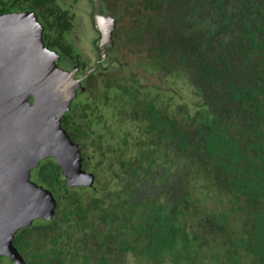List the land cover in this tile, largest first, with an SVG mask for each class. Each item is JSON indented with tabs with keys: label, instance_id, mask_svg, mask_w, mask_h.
I'll list each match as a JSON object with an SVG mask.
<instances>
[{
	"label": "trees",
	"instance_id": "16d2710c",
	"mask_svg": "<svg viewBox=\"0 0 264 264\" xmlns=\"http://www.w3.org/2000/svg\"><path fill=\"white\" fill-rule=\"evenodd\" d=\"M102 1L113 47L62 119L96 184L43 161L32 179L59 206L14 246L26 264H264V0ZM32 5L85 72L61 0Z\"/></svg>",
	"mask_w": 264,
	"mask_h": 264
},
{
	"label": "water",
	"instance_id": "95a60500",
	"mask_svg": "<svg viewBox=\"0 0 264 264\" xmlns=\"http://www.w3.org/2000/svg\"><path fill=\"white\" fill-rule=\"evenodd\" d=\"M101 35V61L113 45L116 19L101 13L93 0ZM45 27L35 12L0 15V259L26 264L14 246L23 228L39 219L51 220L57 201L32 181V171L46 159L61 166L70 187L94 184L83 170L82 152L62 126V119L83 90L86 76L57 65L60 55L44 40ZM99 64L96 65V69ZM96 69H93L95 71ZM92 72V71H91ZM1 261V260H0Z\"/></svg>",
	"mask_w": 264,
	"mask_h": 264
},
{
	"label": "rangeland",
	"instance_id": "374dc122",
	"mask_svg": "<svg viewBox=\"0 0 264 264\" xmlns=\"http://www.w3.org/2000/svg\"><path fill=\"white\" fill-rule=\"evenodd\" d=\"M61 5L64 8V10L69 11L70 16L73 19V28H72L73 34L71 36L72 44L77 49V53L78 54L80 53L81 59L87 64V66L93 67L95 65V62L98 60L97 52L100 44L101 35L96 28L92 0H62ZM104 8L107 14L108 12L107 6H105ZM116 28H117V24H116ZM109 47L112 48L113 46H109V44H107L106 49ZM59 55L61 57V54ZM60 60H62V58ZM66 62H67L66 60L64 61V63H61L59 61L57 65L67 70H69L70 68H72V70H74V68H77V67L73 68V66L71 67V63L69 64ZM184 92L186 95H190L189 90L187 88L186 90H184ZM81 96L82 95L78 96V99L76 101L80 102L82 100ZM101 110L105 114L104 119L108 120L112 116L113 111H110L109 108L106 109L103 108ZM108 125H110V123ZM103 127L107 129L104 131ZM110 129L108 128L107 125L106 126L95 125L93 128H91L92 131L91 137L98 138L99 133L105 136V134H107L108 131L109 132L114 131L113 126ZM111 188H112L111 192H116L120 190V188H118L117 186H112Z\"/></svg>",
	"mask_w": 264,
	"mask_h": 264
},
{
	"label": "flooded vegetation",
	"instance_id": "af4514ba",
	"mask_svg": "<svg viewBox=\"0 0 264 264\" xmlns=\"http://www.w3.org/2000/svg\"><path fill=\"white\" fill-rule=\"evenodd\" d=\"M62 1V0H61ZM92 2H93V0H92ZM103 5V1L101 0V13H103L102 12V6ZM62 6V5H61ZM42 9H40V8H34L33 7V5H32V0H0V15H2V16H4V15H11V14H17V13H26V12H35L37 15H38V17H39V20H40V22L44 25V27H45V32H44V39H45V35H46V31H47V24H46V22H47V19L48 20H51V21H53L54 20V14L55 13H53V12H49V13H47V17L46 18H44L43 17V15H41L42 14ZM93 12H94V4H93ZM44 18V19H43ZM73 23V22H72ZM56 34H60L59 32H57ZM72 34H73V32H72V29L70 30V32H68V33H66V38L67 39H69L71 42H72V40H71V36H72ZM64 35V34H63ZM52 50H54L55 52H58V51H56L55 49H52ZM59 53V52H58ZM98 60L95 62V65L93 66V67H90V66H88L89 68L85 71V72H83V73H80V70L77 68V71H76V73H77V78H82V77H84V76H86V79L91 75V74H94V73H96L97 72V70L100 68V66H101V64L102 63H105L106 62V60L108 59V56H107V53H108V49H106V56H107V58L104 60V61H101V52H100V49H99V47H98ZM97 64H99V66H98V68L96 69L95 67H96V65ZM75 69V68H74ZM93 69H96L95 71H93ZM92 71V72H91ZM80 74H82V75H80ZM85 79V80H86ZM84 80V81H85ZM82 86H83V90H84V84H83V82H82ZM79 92H81V91H79ZM79 92H78V94H79ZM78 97V96H77ZM76 97V98H77ZM76 100V99H75ZM74 100V101H75ZM83 158V157H82ZM49 159H54V158H49ZM47 160V159H46ZM45 161V160H44ZM43 162V161H42ZM41 162V163H42ZM57 162V161H56ZM41 163H40V165H41ZM40 165H39V167H40ZM38 168H36L35 170H37ZM35 170H33L32 171V177H33V172H35ZM84 170V169H83ZM85 171V170H84ZM86 172V171H85ZM88 173V172H87ZM90 174H92V173H90ZM31 177V178H32ZM66 180H67V182H68V179H67V177H66ZM32 181H33V179H32ZM33 182H35V181H33ZM36 183V182H35ZM69 184V183H68ZM96 184V179H95V181H94V184H93V186ZM39 185V184H38ZM41 186V185H40ZM70 186V185H69ZM93 186H91V187H89V188H92ZM41 187H43V186H41ZM78 187H87V186H78ZM43 188H45V187H43ZM94 188V187H93ZM45 189H47V188H45ZM47 190H49V189H47ZM50 191V190H49ZM53 193V192H52ZM53 195H54V197H55V199H56V201H57V208H58V206H59V201H58V199L56 198V196H55V194L53 193ZM57 208H56V210H57ZM55 214H56V212H55ZM55 216V215H54ZM54 216H53V218H54ZM52 218V219H53ZM51 219V220H52ZM44 220V219H43ZM46 221H50V220H46ZM35 222V221H34Z\"/></svg>",
	"mask_w": 264,
	"mask_h": 264
}]
</instances>
